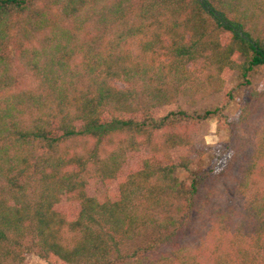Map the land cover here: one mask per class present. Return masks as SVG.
<instances>
[{
    "label": "trees",
    "instance_id": "obj_1",
    "mask_svg": "<svg viewBox=\"0 0 264 264\" xmlns=\"http://www.w3.org/2000/svg\"><path fill=\"white\" fill-rule=\"evenodd\" d=\"M263 66L264 0H0V264H264V82L224 112Z\"/></svg>",
    "mask_w": 264,
    "mask_h": 264
},
{
    "label": "rangeland",
    "instance_id": "obj_2",
    "mask_svg": "<svg viewBox=\"0 0 264 264\" xmlns=\"http://www.w3.org/2000/svg\"><path fill=\"white\" fill-rule=\"evenodd\" d=\"M226 81L231 88L233 98L227 103L224 112L228 119L234 120L239 110L248 101L247 95L249 91L258 88L264 82V66L254 72L250 77V83L248 85L242 84L235 73L230 74ZM115 84L118 87L123 86L119 82H115ZM221 99L222 93L220 91L205 95L200 101L192 106H188L184 98H178L175 103L164 106L162 110L166 111L174 109L175 107H180L190 112L193 110L201 112L204 109L214 107ZM263 121L264 109L257 117L255 116L249 119L250 125L248 128H241L238 131L249 136L251 135L253 128L259 127ZM187 131L190 134L195 150L198 151L197 153L190 154L191 162L189 170L192 172L211 170V174H216L220 166L224 163L222 159L216 161V151L219 150V147H222V145L230 143L228 132L221 124L217 123L214 117H210L204 121H193L189 123ZM186 174L187 171L179 170L177 176L183 178ZM227 185L229 184H227L226 181H221L217 185V189H220V191L223 192Z\"/></svg>",
    "mask_w": 264,
    "mask_h": 264
},
{
    "label": "water",
    "instance_id": "obj_3",
    "mask_svg": "<svg viewBox=\"0 0 264 264\" xmlns=\"http://www.w3.org/2000/svg\"><path fill=\"white\" fill-rule=\"evenodd\" d=\"M239 34H240V36L244 37L241 33H239ZM245 39H247V38L245 37Z\"/></svg>",
    "mask_w": 264,
    "mask_h": 264
}]
</instances>
